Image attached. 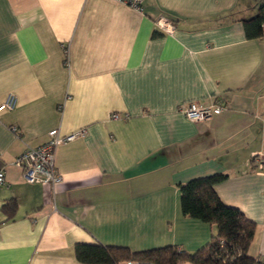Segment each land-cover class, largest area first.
Wrapping results in <instances>:
<instances>
[{"label": "crops", "instance_id": "crops-1", "mask_svg": "<svg viewBox=\"0 0 264 264\" xmlns=\"http://www.w3.org/2000/svg\"><path fill=\"white\" fill-rule=\"evenodd\" d=\"M0 0V264H80L76 244L193 254L215 228L181 214L177 186L215 174L220 200L255 225L264 261V35L255 0ZM165 19L172 35L155 25ZM220 99L203 123L184 103ZM111 114L127 121H111ZM61 182L28 184L12 162L50 131ZM17 209L7 219L4 202Z\"/></svg>", "mask_w": 264, "mask_h": 264}, {"label": "trees", "instance_id": "trees-1", "mask_svg": "<svg viewBox=\"0 0 264 264\" xmlns=\"http://www.w3.org/2000/svg\"><path fill=\"white\" fill-rule=\"evenodd\" d=\"M256 14L242 20L245 38L259 40L264 35V0H255ZM227 175L215 174L190 180L177 186L181 214L199 220L215 228V234L199 251L189 254L175 247L132 252L125 247L101 244H76L74 256L80 264H264L247 252L254 238L255 225L234 207L223 204L215 192V186ZM17 209L14 199L4 202L1 212L7 219L13 217Z\"/></svg>", "mask_w": 264, "mask_h": 264}, {"label": "built area", "instance_id": "built-area-1", "mask_svg": "<svg viewBox=\"0 0 264 264\" xmlns=\"http://www.w3.org/2000/svg\"><path fill=\"white\" fill-rule=\"evenodd\" d=\"M145 0H119L120 3L130 7L138 13H143V4ZM157 29L163 34L172 35L174 26L165 19H159L155 23ZM15 98L9 96L5 103L0 106V113L2 111H10L15 107ZM180 112L183 116L192 123H203L214 116L221 115L226 107L224 103L217 98L210 99L209 104L204 103H184L180 107ZM111 121H127V115L111 114ZM84 135V130L77 133L60 136L56 130L50 131L47 135V140L42 145L36 148H26L17 158L12 162V166L21 170L23 180L28 184L49 185L51 187L61 182V176L58 174L55 161V149L63 144L72 141L76 137ZM259 170L264 169V155L263 160L258 161ZM5 185V167L0 166V187ZM181 251L178 249V252ZM122 264H139L137 262H125Z\"/></svg>", "mask_w": 264, "mask_h": 264}]
</instances>
